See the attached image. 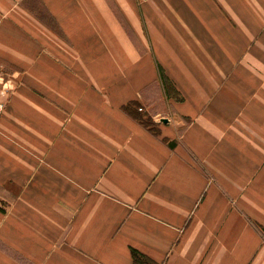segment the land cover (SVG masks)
Masks as SVG:
<instances>
[{"label":"crops","instance_id":"obj_1","mask_svg":"<svg viewBox=\"0 0 264 264\" xmlns=\"http://www.w3.org/2000/svg\"><path fill=\"white\" fill-rule=\"evenodd\" d=\"M0 82V264H264V0H0Z\"/></svg>","mask_w":264,"mask_h":264},{"label":"trees","instance_id":"obj_2","mask_svg":"<svg viewBox=\"0 0 264 264\" xmlns=\"http://www.w3.org/2000/svg\"><path fill=\"white\" fill-rule=\"evenodd\" d=\"M160 75L165 83L163 73H161ZM139 121L141 122L142 125L146 127H150L149 125H147V121L145 122L142 117H139ZM132 258L135 264H151V262L144 255L140 254L138 251L134 249H132Z\"/></svg>","mask_w":264,"mask_h":264},{"label":"built area","instance_id":"obj_3","mask_svg":"<svg viewBox=\"0 0 264 264\" xmlns=\"http://www.w3.org/2000/svg\"><path fill=\"white\" fill-rule=\"evenodd\" d=\"M2 88H3V85H2V83L0 82V91L2 90ZM3 110H4V104L2 103V102H0V116H1V114H2V112H3ZM142 109H139L138 111H141Z\"/></svg>","mask_w":264,"mask_h":264},{"label":"rangeland","instance_id":"obj_4","mask_svg":"<svg viewBox=\"0 0 264 264\" xmlns=\"http://www.w3.org/2000/svg\"><path fill=\"white\" fill-rule=\"evenodd\" d=\"M143 120L146 122L147 121V125L150 126V128L155 129L154 127V123H152V121L147 117V118H143Z\"/></svg>","mask_w":264,"mask_h":264},{"label":"bare ground","instance_id":"obj_5","mask_svg":"<svg viewBox=\"0 0 264 264\" xmlns=\"http://www.w3.org/2000/svg\"><path fill=\"white\" fill-rule=\"evenodd\" d=\"M15 87V86H14Z\"/></svg>","mask_w":264,"mask_h":264}]
</instances>
